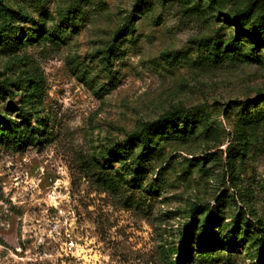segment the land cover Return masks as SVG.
<instances>
[{
	"label": "rangeland",
	"instance_id": "1",
	"mask_svg": "<svg viewBox=\"0 0 264 264\" xmlns=\"http://www.w3.org/2000/svg\"><path fill=\"white\" fill-rule=\"evenodd\" d=\"M145 1L0 0V264H264V0Z\"/></svg>",
	"mask_w": 264,
	"mask_h": 264
},
{
	"label": "trees",
	"instance_id": "2",
	"mask_svg": "<svg viewBox=\"0 0 264 264\" xmlns=\"http://www.w3.org/2000/svg\"><path fill=\"white\" fill-rule=\"evenodd\" d=\"M139 2L145 3L146 1L139 0ZM250 5L244 9L237 10L236 12L231 13L229 15V19L231 23L236 26V30L240 35L243 34L244 32L243 30L247 29L250 31L249 35L252 36V39L255 40L256 43H260L258 38H260V35H264V33H262L261 27L257 23L258 20L262 19L263 16L260 14L259 16L256 17V20H250L249 17L251 16L253 17L255 15V13H253L254 5L251 6ZM10 17L11 18L13 17V13L10 14ZM7 25L9 24H7L6 22L0 24V33H4L6 31ZM256 33L259 35L258 38H256L255 36ZM120 34L121 33H119V35ZM28 37L31 38L32 35L29 34ZM232 44L233 43L227 44L221 50L218 47H214V49L219 51L221 53L220 55H226L228 54V52L235 51L236 48L232 46ZM4 47L13 48L14 40L8 36L4 37ZM12 92L13 90L12 88H10L9 83L0 81V96L5 97V94H10ZM20 115H24V114H20ZM24 117L25 119L23 120H17L7 114L6 115L2 114L0 111V124H4L3 129L6 131V138L12 144V146H14L16 149L19 150H23L26 147V145L29 143L30 134H34L39 131L38 128L32 127V117L29 114H27V116ZM179 122L180 120L177 113L166 114L160 119H158L155 123L146 124L141 131L130 134L127 137V141L129 143H133V142L136 143L138 141L143 146V149H149L155 139V136L158 133L160 132L162 133L164 132L165 129H169L170 127H172L171 128L172 130H179L178 128L179 124H177ZM99 180L108 185L114 184L113 178L108 175L101 174L99 176ZM191 230H192V226L190 225L185 233L187 240L188 238L190 239ZM201 253H202L201 255L203 256L207 255L204 250H202ZM185 255L186 254L184 252L180 253L173 264H183L182 260H185L184 259ZM261 256H263L264 258V252L263 254H261Z\"/></svg>",
	"mask_w": 264,
	"mask_h": 264
}]
</instances>
